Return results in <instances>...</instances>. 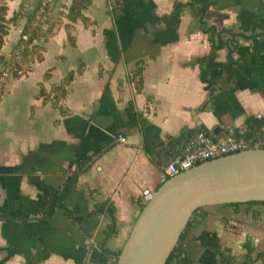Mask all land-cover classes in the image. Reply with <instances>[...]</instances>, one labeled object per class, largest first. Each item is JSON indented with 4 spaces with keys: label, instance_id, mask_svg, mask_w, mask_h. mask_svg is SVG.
<instances>
[{
    "label": "crops",
    "instance_id": "crops-1",
    "mask_svg": "<svg viewBox=\"0 0 264 264\" xmlns=\"http://www.w3.org/2000/svg\"><path fill=\"white\" fill-rule=\"evenodd\" d=\"M23 1L28 11L6 38L12 46L40 2L8 0V16ZM111 1L93 0L84 10L93 23L74 22L75 45L64 17L55 34L39 40L44 58L4 84L0 264H111L102 248L122 249L143 208V189L162 183L158 150L168 135L246 121L264 128V0H181L207 5L210 23L238 34H224L227 44L215 56L190 6L169 26L166 15L177 0H127L116 22ZM71 2L53 0L45 27ZM230 52L235 64L226 69ZM140 59L138 89L130 73ZM3 66L0 60V72ZM79 66L61 99L70 112L37 96L41 82L51 89ZM140 115L150 121L144 131ZM118 134L126 141L115 140ZM94 153L79 171L82 157ZM103 201L115 206L117 232L110 236L109 210L80 221L65 213L88 212ZM169 264H264V204L206 206L193 215Z\"/></svg>",
    "mask_w": 264,
    "mask_h": 264
},
{
    "label": "water",
    "instance_id": "water-1",
    "mask_svg": "<svg viewBox=\"0 0 264 264\" xmlns=\"http://www.w3.org/2000/svg\"><path fill=\"white\" fill-rule=\"evenodd\" d=\"M213 132L221 136L220 127ZM264 200V148L203 161L170 176L144 204L115 264H166L201 206Z\"/></svg>",
    "mask_w": 264,
    "mask_h": 264
},
{
    "label": "trees",
    "instance_id": "trees-1",
    "mask_svg": "<svg viewBox=\"0 0 264 264\" xmlns=\"http://www.w3.org/2000/svg\"><path fill=\"white\" fill-rule=\"evenodd\" d=\"M52 1L53 0H40L38 6L30 13L26 25L21 31L18 40L14 44L11 57L5 60L2 59L4 60V68L0 72V98L2 97L3 94L4 84L9 76L22 75L18 73V70L23 69L24 73L27 72L28 67H25V63L35 61L36 59L42 60L44 58V52L46 50V47L45 45L41 44L39 40L41 39L47 40L48 38H50V36L55 34L56 29L60 26V24L64 23V17L68 19V21L66 22V26L68 30V37L72 45L76 44V36L74 34V25H73L74 22H76L78 19H82L86 24L93 23L92 21H90V18L84 13V10L87 9L92 4L93 0H72L70 5L65 6V8L60 11V17L54 23L53 27L48 29L47 27H45L46 24L45 17L50 10ZM126 2L127 0L111 1L110 6H111L113 19L115 22L124 14ZM186 6L191 7L192 14L196 18L199 28L208 34L209 40L211 42L210 56H215L220 48L226 46L227 40L224 39V34H229L231 38L238 35L229 27L218 28L216 24L210 23L206 19L207 5L205 4L198 5L195 4L193 1L184 2L181 0H177L174 2L172 9L166 15V19L168 21L169 26H173L180 23L182 12ZM8 10H9L8 0H0V47L3 45L5 41V36L9 33V25L11 23H13V25L15 24L17 25L28 11L24 1L20 4L19 8L14 11L13 15L8 16ZM245 37L250 38V35H246ZM230 59L231 60L226 65V69H229L235 64L234 63L235 59H233V55L231 54V52H230ZM143 69H144V62L143 60L140 59L137 61V66L130 73L132 79L135 80L138 89L142 87ZM82 70H83V66H79L76 70H70L59 83H54L51 89H47L44 86L43 82H41V88L37 96L42 97L44 101L52 100L55 105L60 106V109L63 113L70 112V110L61 103V99L66 97L68 93L67 85L72 81L75 74L77 72H81ZM5 72H8L9 74L6 75ZM139 119L141 124V130L144 131L147 128V126L150 124V121L143 115H140ZM243 124L247 125L250 131H253L254 129L257 130L260 129L264 131V128H257L250 121H246ZM202 129L206 131H212L208 129L207 126L200 125L195 128H189L185 132L177 136L168 135L166 142L163 143V145L158 150V154L160 158L161 157L163 158L164 155L173 151L176 145L181 143L187 137V135H189L194 131L202 130ZM105 149L106 147L101 149L97 153H100ZM97 153L82 157L81 161H79L78 163V167H79L78 170L81 171L82 169H85L88 166H90ZM240 203H244V202H231L228 204H240ZM245 203L264 204V200H252V201H247ZM205 207L206 206H201L197 208L194 214L203 210ZM106 210H109L113 215V223L108 225L105 231L106 236H110L117 232L116 231L117 218L114 214L115 206L111 203H108V201H103L96 204L95 207L88 212H81L73 209H65V213L69 217L73 218L75 221H80L84 219L86 216L99 214ZM190 221L188 222L184 231L181 233L180 239L177 245L172 250L171 254L169 255L166 264H169L171 260L174 257H176L178 244L186 235ZM2 249H5V247H0V251ZM102 250L105 255L111 254L113 256V260L111 261V264H115L121 250H111L105 245L103 246ZM12 253L13 251L10 250L8 254H12ZM246 256L248 260L246 262L252 260L249 257L248 253ZM35 262H33L32 264H35Z\"/></svg>",
    "mask_w": 264,
    "mask_h": 264
},
{
    "label": "built area",
    "instance_id": "built-area-1",
    "mask_svg": "<svg viewBox=\"0 0 264 264\" xmlns=\"http://www.w3.org/2000/svg\"><path fill=\"white\" fill-rule=\"evenodd\" d=\"M18 73L24 74L23 69H19ZM220 132L221 136H218L213 131L202 129L187 135L173 151L164 155L161 162L164 171L161 181L206 160L250 147L264 148V131L260 129L250 131L247 125L238 124L230 125ZM126 139L123 134H118L115 138L122 142ZM142 192V201L145 204L154 196L155 190L144 188Z\"/></svg>",
    "mask_w": 264,
    "mask_h": 264
},
{
    "label": "rangeland",
    "instance_id": "rangeland-1",
    "mask_svg": "<svg viewBox=\"0 0 264 264\" xmlns=\"http://www.w3.org/2000/svg\"><path fill=\"white\" fill-rule=\"evenodd\" d=\"M24 17V16H23ZM16 25V24H15ZM15 25H13V23H11L10 25H9V33L5 36V41H4V43H3V45L0 47V60H2V59H8L9 57H11V55H12V51H13V48H14V44H13V46H12V44H10V43H12L11 42V40L10 39H6L7 37H8V35L14 30V26ZM23 30V29H22ZM8 43V44H7ZM8 57V58H7ZM4 60H3V62H4ZM29 63L30 62H28V63H25V67H29ZM3 68H4V66H3Z\"/></svg>",
    "mask_w": 264,
    "mask_h": 264
}]
</instances>
